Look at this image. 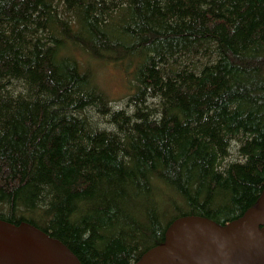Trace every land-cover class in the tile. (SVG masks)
I'll use <instances>...</instances> for the list:
<instances>
[{
    "label": "trees",
    "instance_id": "1",
    "mask_svg": "<svg viewBox=\"0 0 264 264\" xmlns=\"http://www.w3.org/2000/svg\"><path fill=\"white\" fill-rule=\"evenodd\" d=\"M74 1L80 6L79 0ZM238 1L241 3L240 10L233 8L231 14L239 20L227 22L237 26L243 37L249 39V27L256 24L254 29L259 30L257 23H264V9L261 8L264 3L257 6L256 2L251 0L246 3ZM205 3V0L192 1L191 10L183 9L187 8L186 6L182 9L166 8L170 20L178 18L181 21L192 14L193 21L188 27L185 23L173 27L165 25L167 33L160 35L158 40L164 43L169 37L190 30L197 34L199 10ZM195 5L197 11L193 9ZM45 6L43 0H0V81H6L4 85L10 88L23 85L27 92L31 91L28 92L29 97L38 96L36 100H31L21 98L12 91V95L16 96L12 98L18 107L16 116L13 121L5 122L3 126L0 121V201L5 202L9 210L13 209L19 194L24 191L33 205H41L67 215L71 206L76 214L77 208L72 205L73 198L78 194L75 190L82 193L85 192V188L81 189L82 186L87 188L94 185V195L89 197L85 194L83 199L86 200L82 204L86 208L90 205L92 209L96 207L99 210L115 207L114 201L117 197L125 196L122 185L125 170L122 167H113L118 150L115 137L117 134L119 137L134 134L139 138L138 143L128 149L134 160L131 163V169L134 171L128 172L127 180L137 191L143 194L149 191L145 175L151 171L164 174L188 201L195 195H190L191 188L197 187L196 192L200 194L208 189L207 187H214L226 195L223 208L199 216L220 224L237 218L254 205L264 187V129L256 132L255 127H252L250 135L243 139L242 145L236 151L237 160L218 164L215 153L217 147L219 150L228 148V143L222 136L232 134L236 126L226 122L227 124L220 128L213 121L217 116L203 117L205 109L199 106L201 104L197 102V95H186L185 98L178 99L175 105L167 102L165 97L164 110L160 115L145 107L137 109L144 104V98L137 95L138 93L128 99L129 104L136 107L133 113L129 114L125 110H107V101L93 97L94 93L87 90V82L83 77L66 64L70 65L78 60L90 65H106L109 68V82L117 85L121 92L124 89L121 85L133 74L127 68L129 49L118 40L107 38L95 25L88 29V34L82 33L81 24L76 21H80L78 16L74 17L73 26L54 15L49 23L59 33L62 47L60 53L46 63L39 58L21 59L10 39L8 26L24 23L28 12ZM150 6L152 10H159L157 6ZM143 10L147 12L144 7L139 6V23L134 25L138 28L144 27L143 35L151 36L148 31H152L153 25L149 17L142 14ZM257 13L261 14L260 18L254 17ZM244 27L247 30L244 31ZM205 34L213 36L206 31ZM222 48L231 76L247 78L248 71L264 73V56L256 59L247 57V54L237 55L231 52L227 44ZM249 80L256 88V82ZM256 90L264 91V87ZM172 97L175 99V94ZM218 103L213 102L211 107L215 108ZM125 107L127 109V104ZM87 109L89 112L92 110L98 123L108 127L116 126L117 134L102 131L83 134L82 131L83 137L95 145L97 152L90 155L77 148L75 155L68 157L72 159L67 161L58 148L66 143L67 137H74L75 133L79 134V131L83 130L82 122L72 114L83 113ZM82 117L88 118L86 115ZM241 119L246 120V117L241 116ZM124 152L127 150L124 149ZM77 160H93L92 171L101 172L98 179L92 177L91 169L87 170L85 175H80L74 165ZM100 185L103 187L97 189ZM92 201L93 204L88 205ZM98 215L105 216L102 213ZM90 220L92 219L86 221ZM8 222L16 224L13 219ZM87 224V227H92V224ZM54 225L52 235L42 231L60 240L81 264H129L134 260L131 253L125 251L120 244L114 243L103 253L96 249L89 239L82 237V228L68 223L58 225L55 222ZM93 225L105 227V223H100V220L95 221ZM148 234L153 237L151 233ZM160 236L161 233L155 231V243L162 240L163 237Z\"/></svg>",
    "mask_w": 264,
    "mask_h": 264
},
{
    "label": "rangeland",
    "instance_id": "2",
    "mask_svg": "<svg viewBox=\"0 0 264 264\" xmlns=\"http://www.w3.org/2000/svg\"><path fill=\"white\" fill-rule=\"evenodd\" d=\"M43 1L46 6L28 12L24 23L8 26L10 39L21 59L39 58L46 63L60 53L62 47L59 42V33L49 23L54 15L73 26L74 17L78 16L80 21L77 19L76 21L80 22L82 33L88 34V29L95 25L107 38L118 40L129 49L130 58L127 68L133 74L126 83L121 85L124 87L121 92L117 85L109 82V68L106 65H90L78 60L70 65L66 64L83 77L87 82V90L93 91V97L107 101V110H125L129 114L133 113L136 107L129 104L128 99L131 95L138 93L137 95L144 98V104L137 109L145 107L160 115L164 110L165 97L167 102L175 105L178 99L181 100L186 95H197V102L201 104L199 106L205 109L203 117L217 116L213 120L217 127L221 128L229 122L234 123L237 129H234L232 134L222 136L223 140L227 141L228 148L219 150L217 147L215 153L218 164L237 160L236 151L242 145L243 139L250 135L252 127H255L256 132L264 129V99H259L264 97V91L256 90V88L264 87V73L248 71L247 78L231 76L223 54L222 47L227 44L231 52L237 55L247 54V57L256 59L264 56V23H257L259 30L254 29L256 24L249 27L250 38L245 39L237 26L227 22L239 20L237 16L231 14L233 8L240 10L241 3L238 0H205L206 3L199 10L197 34L191 30L187 33L180 32L169 37L164 43H161L158 38L167 33L165 25L173 27L185 23L188 27L193 21L192 14L181 21L178 18L170 20L166 8L182 9L186 6L187 8L183 9L191 10L192 1L195 0H145L144 2L140 0H79L80 6H77L74 0ZM242 1L246 3L249 0ZM251 1L256 2L257 6L264 3V0ZM149 4L153 7L157 6L159 10H152ZM139 6L147 11L143 10L142 14L148 16L153 25L152 31H148L151 36L143 35L144 27L138 28L134 25L139 23L137 14ZM261 8L264 9V5ZM193 9L197 11V6L195 5ZM260 15L257 13L254 17L260 18ZM245 29L246 27L243 28L244 31ZM205 31L212 33L213 36H206ZM249 79L256 82V88ZM4 83L6 81H0L3 85H0L2 87L0 90L2 126L5 122L13 121L17 113L18 107L12 98L16 96L12 95V91L19 94L21 98L36 100L38 97H29L28 92L31 91L27 92L23 85L12 86V89ZM13 83L16 85L15 82ZM160 87L165 90L162 91ZM173 94L175 99L172 97ZM217 101L219 102L217 106L212 108L213 102ZM91 111L87 109L83 113L72 114L82 122L83 130L79 131V134L75 133L74 137H67L66 143L59 146V153L61 152L67 161L72 159L68 157L74 156L77 148L90 155L96 154L95 145L83 137L84 133L102 131L117 134L116 126L108 127L98 123ZM81 114L88 118L82 117ZM241 116L246 117V120L241 119ZM1 129L0 126V146L2 145ZM82 131H84L83 134ZM117 135L115 137H117L118 150L115 153L113 167L124 168L126 180L124 179L122 183L125 196L117 197L114 201L115 207L99 210L96 207L92 209L89 205L93 204V201L88 203L87 208L82 204L86 200L83 199L85 194L89 197L94 195L95 185L87 188L82 186L81 189L85 188V192L82 193L75 190L78 194L73 198L72 205L77 208L78 213L74 214V209L69 206L68 215L41 205H33L28 199L29 195L23 191L19 194V199L12 210H9L5 202L0 201V220L30 222L51 235L55 230V222L58 225L65 223L75 225L84 230H82V237L89 239L99 251L105 253L110 246L117 243L131 253L132 259L137 260L147 250L164 241L165 232L173 220L182 216H199V214L223 208L226 200L223 191L207 187L208 189L197 194V187H194L189 190V193L195 195L191 201H188L173 183L157 170L158 173L151 171L145 175L149 191L146 194L137 191L127 180L128 172L134 171L131 169L133 168L131 163L134 160L128 153V149L136 145L139 138L134 134L122 135V137ZM124 149L127 152H124ZM93 162V160L88 162L77 160L74 162L75 169H78L83 176L87 170H93L91 168ZM100 173L99 170L92 171V177L97 180ZM192 177L194 178V175ZM102 187L97 186V189ZM101 213L105 216L98 215ZM88 219L92 220L86 221ZM98 220L100 223H105V227H94L93 224ZM87 223L92 224V227H87L89 225ZM155 231L161 233L160 237H163L156 243L154 242ZM148 233H151L153 237Z\"/></svg>",
    "mask_w": 264,
    "mask_h": 264
},
{
    "label": "water",
    "instance_id": "3",
    "mask_svg": "<svg viewBox=\"0 0 264 264\" xmlns=\"http://www.w3.org/2000/svg\"><path fill=\"white\" fill-rule=\"evenodd\" d=\"M0 264H81L60 240L27 222L0 220ZM133 264H264V189L256 207L227 224L202 216L172 221L164 241Z\"/></svg>",
    "mask_w": 264,
    "mask_h": 264
},
{
    "label": "flooded vegetation",
    "instance_id": "4",
    "mask_svg": "<svg viewBox=\"0 0 264 264\" xmlns=\"http://www.w3.org/2000/svg\"><path fill=\"white\" fill-rule=\"evenodd\" d=\"M263 189H264V187H263ZM259 194H260V193H259ZM259 194H258V196H259ZM257 199H258V197H257ZM257 199H256V201H257ZM256 201H255L254 205L252 206V207H254V208L256 207ZM250 208H251V207H250ZM243 213H244V212H243ZM240 216H241V214H240ZM238 217H239V216H238ZM238 217H237V218H238ZM237 218H234V219H232V220H235V219H237ZM232 220H231V221H232ZM15 223L18 224L17 222H15ZM27 223H28V222H27ZM219 225H224V224H219ZM49 236H50V235H49ZM137 260H138V259H137ZM135 261H136V260H133L132 263L130 262L129 264H133Z\"/></svg>",
    "mask_w": 264,
    "mask_h": 264
}]
</instances>
